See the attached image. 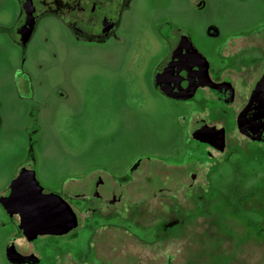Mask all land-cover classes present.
<instances>
[{"label":"rangeland","instance_id":"obj_1","mask_svg":"<svg viewBox=\"0 0 264 264\" xmlns=\"http://www.w3.org/2000/svg\"><path fill=\"white\" fill-rule=\"evenodd\" d=\"M37 1L32 29L23 0H0V264H264V141L229 125L222 150L185 143L197 103L155 84L161 30L188 34L217 72L240 66L246 53L221 60L217 50L264 26V0H127L118 32L100 43L59 19L64 0ZM241 87L234 108L213 104L229 122ZM30 173L68 200L86 175L105 183L81 197L72 229L29 235L6 202ZM13 242H29L31 257Z\"/></svg>","mask_w":264,"mask_h":264},{"label":"flooded vegetation","instance_id":"obj_2","mask_svg":"<svg viewBox=\"0 0 264 264\" xmlns=\"http://www.w3.org/2000/svg\"><path fill=\"white\" fill-rule=\"evenodd\" d=\"M64 2L57 14L59 19L77 35L97 43L106 42L118 32L127 4V0ZM22 5L26 16L23 25L33 29L39 11L44 8L37 0H23ZM161 35L165 39L164 54L162 63L155 71L156 88L175 98L193 99L197 103L189 110L188 136L185 143H202L205 148L222 150L228 144L229 125L239 137L264 141V118L256 115L248 118L243 114L256 92L264 87V26L257 30L232 34L222 43L217 50L221 60H237L246 53L247 62L241 63L240 66L226 64L219 72L208 55L191 41L188 34L179 30L175 38L170 31L161 30ZM240 37H245V40H238ZM245 69L247 81L241 85V71ZM245 85V98L242 105L234 109L231 122L223 114L214 111L216 106L213 104L218 102L234 108L237 96H240L239 89ZM188 159L187 155L184 160ZM149 172H154V168L151 167ZM104 183L103 177L86 175L69 191V195L75 196V200H68L63 195L54 193L71 204L78 222L79 208L86 204L81 197L100 196L99 187ZM124 183L121 182L120 185L125 188ZM111 192L114 194V189ZM109 201L113 202L111 199ZM9 246L20 255L21 260L31 257L29 242H13Z\"/></svg>","mask_w":264,"mask_h":264},{"label":"water","instance_id":"obj_3","mask_svg":"<svg viewBox=\"0 0 264 264\" xmlns=\"http://www.w3.org/2000/svg\"><path fill=\"white\" fill-rule=\"evenodd\" d=\"M243 114L248 118L255 115L264 118V87L256 92ZM6 206L18 213L20 223L29 235L68 231L77 222L71 204L62 196L45 190L32 173L16 181Z\"/></svg>","mask_w":264,"mask_h":264},{"label":"trees","instance_id":"obj_4","mask_svg":"<svg viewBox=\"0 0 264 264\" xmlns=\"http://www.w3.org/2000/svg\"><path fill=\"white\" fill-rule=\"evenodd\" d=\"M240 38H243V39H245V37H240ZM151 187H153V186H151ZM156 193V189H155V187H153V189L152 190H150L149 192H147V191H144V195H145V197H152V196H154V194ZM145 201V200H144ZM145 204L147 205V203L145 202ZM150 205H149V208L150 207H152V204H151V202L149 203ZM129 225L130 226H132V227H134L133 225H132V223H129ZM127 231V230H126ZM127 234H129V235H138L139 234V239L140 240H143V241H151L152 240V236L150 235V236H143L142 235V233H139V232H132V231H128L127 232ZM80 235V232H71L70 233V238L71 239H75V238H77L78 236ZM53 241H56L57 242V240H53ZM75 260V259H74ZM74 262V261H73Z\"/></svg>","mask_w":264,"mask_h":264}]
</instances>
